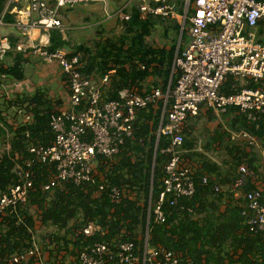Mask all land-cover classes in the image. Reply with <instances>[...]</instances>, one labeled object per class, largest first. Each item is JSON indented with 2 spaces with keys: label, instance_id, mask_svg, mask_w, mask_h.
<instances>
[{
  "label": "built area",
  "instance_id": "obj_1",
  "mask_svg": "<svg viewBox=\"0 0 264 264\" xmlns=\"http://www.w3.org/2000/svg\"><path fill=\"white\" fill-rule=\"evenodd\" d=\"M18 0H8L6 9L12 3L10 14L14 22L4 23L0 16V56L11 50L9 30L17 32L16 50L38 57L46 66L56 67L63 76L66 97L62 106L50 117L49 126L54 134L53 141L44 146L40 142L30 143L29 159L17 163L11 169L18 184L7 187L0 196V218L8 210L26 204L33 189V165L54 164L55 173L49 175L42 185V192L70 183L75 187H86L94 195L107 192L111 202L119 203L124 190L109 186L105 177L96 169L99 159L112 161L124 141L132 136L133 123L139 110L160 105L161 115L156 130L159 138L169 140L163 153L169 157L164 167L162 191L153 207V214L160 223L164 222L161 203L171 197L169 204L176 206L181 198L190 199L196 193L194 169L196 165L185 157L182 149L183 130L188 119H194L202 110L214 115L226 108H236L249 124L258 128L264 116V42L257 36L259 22L264 19V0H127L115 15L121 22L128 21L136 10L140 20L154 17L175 21L180 33L186 27L187 43L178 44L174 53L170 80L166 91L160 87H135L118 91V99L105 100L102 87L110 82L116 72L113 64L95 86L93 78L83 74L79 53L66 47L50 50L49 31L65 27L59 19L61 9H70L86 3H106V0H28L26 7H18ZM5 9V10H6ZM107 13L108 9L104 8ZM111 15V16H113ZM108 16V15H107ZM109 17V16H108ZM180 43V40H179ZM139 68L144 69L143 66ZM234 80L229 93L221 88L226 78ZM174 84L171 87V80ZM17 83V82H14ZM19 85L7 87L6 96L16 92ZM23 123H32L31 114L17 109ZM232 141H246L256 145L258 139L247 131L229 132ZM9 145H6V149ZM264 160V149L262 150ZM264 163V161H263ZM196 166V167H195ZM261 178L252 177L251 191H243L247 178L252 174L244 163L237 167L238 176L231 191L243 201L242 215L245 218L247 235L264 234V164ZM209 178L201 177V184L207 185ZM215 192H221L214 186ZM151 195V194H150ZM151 196L148 199V218L151 210ZM84 238L95 233L107 234L95 220L89 221L79 232ZM146 227L143 246L140 249L132 241L118 238L94 242L81 248L79 264H193L182 260L181 254L161 246L148 248ZM38 257V249L32 248L9 254L6 264H27Z\"/></svg>",
  "mask_w": 264,
  "mask_h": 264
},
{
  "label": "trees",
  "instance_id": "obj_2",
  "mask_svg": "<svg viewBox=\"0 0 264 264\" xmlns=\"http://www.w3.org/2000/svg\"><path fill=\"white\" fill-rule=\"evenodd\" d=\"M7 2L8 0H0V16L3 14L4 23H12L14 17L9 11L14 5L11 3L4 11ZM159 26L162 27L164 38H168L169 33L173 34L169 49L157 48L147 43V39ZM263 26L264 19L258 26L260 41L264 40L261 38ZM179 32L180 27L175 21L154 17L142 21L133 9L130 19L123 22L118 35L100 38L92 45H77L71 52L80 54L82 72L87 76L103 77L110 70L111 64L116 66L115 76L105 96L103 95L107 101L118 99V91L123 88L139 89L148 78L154 79L153 87H160L165 92L170 80ZM49 36L50 50L69 47L59 30L49 31ZM183 36L185 37L184 30L181 33V40ZM17 41L18 37L15 35L9 36L11 50L0 56V78L22 82L25 78V54L28 52L16 50ZM5 56L11 59L12 65L3 62L2 58ZM136 64L138 69L134 70ZM139 66H143L144 69ZM174 81L172 78L171 87ZM233 83L232 77L228 76L221 92L229 93ZM11 100L7 102H12ZM12 103L24 107L26 113L31 114L33 121L23 123L21 117L19 121H9V118L0 112V196L7 187L18 184V179L11 169L15 164L30 158L27 151L30 143L38 141L47 146L54 138L49 126L50 117L56 112L51 98L37 90L21 98L17 96ZM161 107L162 105L153 109L148 106L139 110L133 123L132 136L124 141L115 158L112 161L99 159L105 167L100 165L97 170L103 174L107 184L124 187L123 190L134 194V198L125 195L119 203H113L107 192L94 195L93 191H87L86 187H75L70 183L44 195L41 187L47 182L48 176L55 173L56 167L54 164L35 163L32 167L33 189L28 202L17 206L15 210H8L6 215L1 217L0 227L3 228V233L0 234V264H6L4 258L9 254L34 246L35 214L41 227L52 229L47 231L45 236L41 235L43 239L49 240V246L54 244L56 247L55 250L49 251V264H56V258L54 259L52 255L66 250L69 245L73 247L78 264L81 248L94 242L118 238L122 241H132L141 249L146 227L148 248L161 246L181 254L182 260L191 261L193 264H264V234L245 237L247 227L242 207H238L239 205L238 208L232 207L233 209L223 215L217 214V206L210 210L204 207L201 200L209 195L213 197L214 204L220 202L221 193L211 188L210 175L221 168L215 162L209 161L203 153L195 151L192 140H188L185 128L182 149L187 151L185 157L191 159L190 161L197 166L194 169L196 193L190 199H179L176 206L169 204L171 197H168L160 206L164 222L156 220L153 207L162 191L164 167L169 159L168 155L162 152L167 148L169 140L161 136L156 143ZM221 115L228 119L229 126L234 131L245 130L264 143V116L256 129L255 125L249 124L236 108H226ZM225 134L217 132L209 137V140L218 143V147L227 153L229 156L226 155L227 158L232 161L225 163L224 166L232 169L234 174L239 163L247 166L252 176L247 178L243 191H251L254 188L250 183L252 177L260 179L262 175L259 170L260 156L252 149L246 151L236 144L224 143ZM226 136H229V133ZM223 143L224 146H221ZM6 145H9L8 149ZM155 150L157 152L154 162ZM202 176L209 178L207 185L201 184ZM237 176L236 173L235 178ZM149 196L151 210L148 218L146 202ZM140 198L144 199V206L140 204ZM31 207H35V210ZM202 212L206 214L198 218ZM92 220L101 228L107 229V234L101 236L100 233H95L91 238L81 236L79 230ZM227 240L229 242H226ZM224 243L229 244L233 254L229 255L221 250ZM27 264H36V259H30Z\"/></svg>",
  "mask_w": 264,
  "mask_h": 264
},
{
  "label": "rangeland",
  "instance_id": "obj_3",
  "mask_svg": "<svg viewBox=\"0 0 264 264\" xmlns=\"http://www.w3.org/2000/svg\"><path fill=\"white\" fill-rule=\"evenodd\" d=\"M108 2L109 8L106 7V3H86L82 5H77L70 9H61L59 11V19L62 22V25L65 27L63 32V39L68 43L69 47H66L68 50H73L77 45H92L94 41H98L100 38L114 37L121 32L122 24L118 18L113 15L118 9L122 8L127 0H106ZM25 4V2H23ZM22 4V5H23ZM19 5V3H18ZM24 8V7H23ZM104 8L108 9L106 13ZM133 7L128 6L125 12H132ZM113 13V14H112ZM109 17H108V16ZM113 15V16H111ZM6 29L0 30V35L4 33ZM186 27L184 28L185 37L183 36L181 40L180 32L177 38V45L180 44L184 46L187 43V31ZM10 35H17L16 31L9 30ZM173 34L169 33L168 38L162 36V27L155 29L150 37L147 39V43L157 47L163 48L166 47L169 49ZM262 38V37H261ZM180 39V43H179ZM264 39V38H263ZM175 48V51H176ZM26 62L24 61V74L25 78L22 82L14 83L13 80L9 78H0V112L6 118H9V121H19L20 116L17 114V109H25L24 107L15 106L12 102L18 96L21 98L25 94H33L35 91L40 90L47 97L52 99L54 103V110L59 109L66 97V90L63 84V76L59 75L58 68H52L46 66L38 57L33 56L30 53L25 54ZM3 62L7 65H12V61L8 57L2 58ZM113 65V64H111ZM138 69L136 64L134 70ZM115 74L111 77L110 82ZM93 78L95 86H100V79L98 75L90 76ZM110 82L102 87L103 95L105 96L107 89L110 87ZM154 82L153 78H148L144 85H141L139 90L144 89L146 86H152ZM19 85L16 88V92H11L6 96L5 90L7 87L12 89L14 85ZM12 99V100H11ZM11 100L12 102H7ZM229 121L226 117H223L221 113L212 114L211 112L201 111L199 116L194 119H188L185 123V131L188 134V140H192L194 144V149L198 153L207 154L214 158L216 161H219L227 155L225 151L218 147V143L212 142L209 140V137L217 134V132H224L228 134L229 132L239 133L241 131H234L229 126ZM225 134L224 143L229 142L238 145L242 149L249 151L253 150L257 152L260 156V162L262 161V150L264 149V143L262 140L258 139L256 145H251L246 141H232ZM224 143L221 146H224ZM217 147L219 150H217ZM228 156V155H227ZM229 157V156H228ZM191 160V159H190ZM193 163V161H191ZM102 165L105 167L102 161L98 160L96 163V169ZM104 170V169H103ZM123 189H125L123 187ZM124 195H129L130 198H134V194H131L129 191L124 190ZM140 204L144 206V199L140 198ZM148 208V202H146ZM32 210H35V207H31ZM148 210V209H147ZM36 217V214H35ZM36 226H40L38 218L36 217ZM39 228V227H38ZM51 228H41L39 229L38 234L35 236L34 245L39 248H46L48 239H43L41 235L51 231ZM46 238V237H45Z\"/></svg>",
  "mask_w": 264,
  "mask_h": 264
},
{
  "label": "crops",
  "instance_id": "obj_4",
  "mask_svg": "<svg viewBox=\"0 0 264 264\" xmlns=\"http://www.w3.org/2000/svg\"><path fill=\"white\" fill-rule=\"evenodd\" d=\"M18 1H19L18 2L19 5L17 4L18 7H26L27 6L28 0H18ZM44 1H46V0H44ZM23 2H25V4H23ZM258 30H259V27L257 29V36H258ZM263 30H264V26H263ZM262 38H264V32H263ZM262 41L264 42V40H262ZM53 68H55V67H53ZM57 70L59 71V69H57ZM58 73H59V75H61L60 71ZM217 150H219L218 147H217ZM205 156L207 157V159L209 161L215 162L221 168V169H218L216 172H214V174L210 175L211 179H212L211 188H214V186H218L220 191H221L220 192L221 197H220V202L217 204L216 203L214 204L212 202L213 197L211 195L206 196L205 198H203L201 200L204 207L207 208V210H210V209H214L215 206H217V214L218 215L219 214L223 215V214L227 213L228 210L233 209L232 207H237L238 205H239L238 207L241 208L242 204H243L242 199L236 197L234 195L233 191H231V186L233 185L234 181L237 178V177L235 178V174L236 173L238 174V172H236L234 174L232 169H229L228 166H224L225 163H227V162L230 163L232 160L230 158H227L226 155H224V157L222 159H220L219 161H216L214 158H212L211 156H209L207 154H205ZM263 161L264 160L262 157L261 167L264 164ZM260 168H259V170L261 171L262 169H260ZM205 214H206L205 212L200 213L198 215V218H202ZM36 217L38 218L37 215H36ZM36 217L34 216L35 220H36ZM1 219L2 218H0V223H1ZM41 228H43V227H41V225L35 226L36 235L38 234L39 229H41ZM1 233H3V228L0 227V234ZM35 236L33 237V239H35ZM226 242H229V241L227 240ZM228 248H229V250H228ZM55 249H56V247L54 246V244L49 246V243H47V249L39 248L38 249V257L36 258V264H49L48 263L49 251L55 250ZM221 250L225 251V253H228L229 255L233 254V250L230 249L228 243H224L223 248ZM73 252H74L73 247L71 245H69L66 250L59 251L58 254H53L52 257L54 259L56 258V264H78L77 259L74 256Z\"/></svg>",
  "mask_w": 264,
  "mask_h": 264
},
{
  "label": "water",
  "instance_id": "obj_5",
  "mask_svg": "<svg viewBox=\"0 0 264 264\" xmlns=\"http://www.w3.org/2000/svg\"><path fill=\"white\" fill-rule=\"evenodd\" d=\"M6 6H7V5H5V7H4V11H5V9H6ZM180 35H181V34H180ZM180 35H179V36H180ZM156 152H157V150H155V153H154V158H153V161H154V162H155ZM154 162H153V163H154ZM148 223H149V222H147V226H148Z\"/></svg>",
  "mask_w": 264,
  "mask_h": 264
},
{
  "label": "clouds",
  "instance_id": "obj_6",
  "mask_svg": "<svg viewBox=\"0 0 264 264\" xmlns=\"http://www.w3.org/2000/svg\"><path fill=\"white\" fill-rule=\"evenodd\" d=\"M181 34V33H180ZM181 36V35H180ZM180 40V39H179Z\"/></svg>",
  "mask_w": 264,
  "mask_h": 264
}]
</instances>
